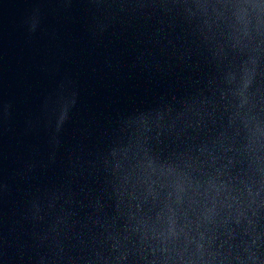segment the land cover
I'll list each match as a JSON object with an SVG mask.
<instances>
[{
	"label": "water",
	"instance_id": "95a60500",
	"mask_svg": "<svg viewBox=\"0 0 264 264\" xmlns=\"http://www.w3.org/2000/svg\"><path fill=\"white\" fill-rule=\"evenodd\" d=\"M0 264H264V0H0Z\"/></svg>",
	"mask_w": 264,
	"mask_h": 264
}]
</instances>
